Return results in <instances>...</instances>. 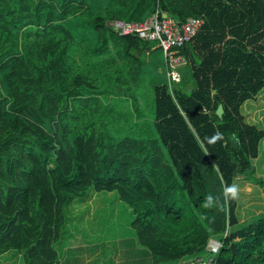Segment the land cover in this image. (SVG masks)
Instances as JSON below:
<instances>
[{"label":"trees","instance_id":"trees-1","mask_svg":"<svg viewBox=\"0 0 264 264\" xmlns=\"http://www.w3.org/2000/svg\"><path fill=\"white\" fill-rule=\"evenodd\" d=\"M156 12L204 24L176 49L190 80L152 87L154 136L112 86L139 74L149 42L110 23ZM263 87L264 0H0V255L57 264L67 206L93 191L132 212L151 264L204 254L211 237L216 264H264V215L239 225L236 200L201 206L251 173L264 130L240 111Z\"/></svg>","mask_w":264,"mask_h":264},{"label":"rangeland","instance_id":"rangeland-1","mask_svg":"<svg viewBox=\"0 0 264 264\" xmlns=\"http://www.w3.org/2000/svg\"><path fill=\"white\" fill-rule=\"evenodd\" d=\"M148 49L151 51L147 52ZM139 57V74L133 80L127 77L121 79L119 87H116L115 83L112 86L121 92V99L116 101L122 106L121 110L125 112L126 117L130 116L132 119L144 121L145 130L151 131L156 136L153 129L152 87L167 83V65L162 50L155 43H149V47L141 51ZM179 73L190 80V74L184 66L179 69ZM240 113L244 116L246 123L258 129H264V87L252 100H247L242 104ZM251 168L250 174L240 176L232 182L240 187L235 211L239 225L249 224L264 215V143L262 141L258 143L257 157L251 161ZM112 196L117 198L116 193H112ZM99 207L96 214L98 221L92 230L96 232V237L100 235L106 239H112L109 244H101L102 257L116 253L121 254L122 257L130 255V258H127V264L133 263L137 250H130L134 247L131 240L133 229L129 225L133 220L132 213L121 202L119 204L108 202L105 205L100 204ZM67 213L66 210L68 220L70 216ZM62 234L64 235V229ZM116 238L124 239V241H113ZM56 249L59 252L58 246ZM108 263L106 261L104 264ZM91 264H98V261Z\"/></svg>","mask_w":264,"mask_h":264},{"label":"crops","instance_id":"crops-1","mask_svg":"<svg viewBox=\"0 0 264 264\" xmlns=\"http://www.w3.org/2000/svg\"><path fill=\"white\" fill-rule=\"evenodd\" d=\"M148 51H151V49H148L147 52ZM133 121L135 122L137 119H133ZM112 193L115 192L97 193L91 191L84 199L73 200L68 204L67 215L70 217L68 220L66 219L67 221L64 225V235L62 234L58 244L56 245V247L58 246L59 248V252L55 247L58 255L57 264H91L96 261H98V264H104L106 261L109 262L108 264H127V258H130V255L128 257H122L121 254L116 253L110 256L102 257L100 250L101 244H109L112 239H106L100 235L96 237V232L92 230V227L96 225L98 221V215L96 214L97 210L100 209V204L105 205L108 204V202H115V204H119L121 202L119 197L117 196V198H114ZM132 216L134 220V215L132 214ZM131 224L132 222L129 225L131 226ZM116 239L113 241H124V239ZM131 240L133 241L132 244L134 247L130 250L136 249L137 252L133 257V263H130L151 264L149 253L136 244L134 234ZM0 264L25 263L21 254L15 251H8L0 255Z\"/></svg>","mask_w":264,"mask_h":264},{"label":"built area","instance_id":"built-area-1","mask_svg":"<svg viewBox=\"0 0 264 264\" xmlns=\"http://www.w3.org/2000/svg\"><path fill=\"white\" fill-rule=\"evenodd\" d=\"M203 24V20L199 18H189L178 24L170 18H159L156 12L143 22H123L114 19L110 26L119 36H134L144 42L155 43L162 50L167 65V88L170 91L171 86L179 82V69L185 64L182 56L176 53V49L191 43ZM226 235L225 231L221 238ZM221 244V240L211 237L207 241L206 253L181 260L177 264H216L215 257Z\"/></svg>","mask_w":264,"mask_h":264},{"label":"clouds","instance_id":"clouds-1","mask_svg":"<svg viewBox=\"0 0 264 264\" xmlns=\"http://www.w3.org/2000/svg\"><path fill=\"white\" fill-rule=\"evenodd\" d=\"M222 138V133L217 131L214 136L208 139L209 144H214L217 140ZM203 147V146H202ZM206 151V150H205ZM215 167V165L213 166ZM218 170V169H217ZM240 193V187L236 183L225 184L222 188L220 196L207 195L202 203V207L206 210L213 208H221L224 204L238 199ZM206 216L201 215V219H205Z\"/></svg>","mask_w":264,"mask_h":264},{"label":"water","instance_id":"water-1","mask_svg":"<svg viewBox=\"0 0 264 264\" xmlns=\"http://www.w3.org/2000/svg\"><path fill=\"white\" fill-rule=\"evenodd\" d=\"M165 18V17H164ZM216 115L219 117V118H221V116H222V114H223V108H222V105H219L218 107H217V110H216Z\"/></svg>","mask_w":264,"mask_h":264}]
</instances>
